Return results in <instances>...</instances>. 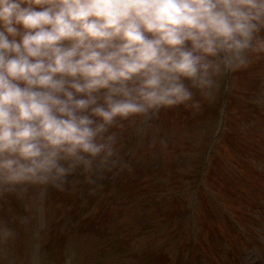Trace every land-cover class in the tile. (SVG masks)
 I'll use <instances>...</instances> for the list:
<instances>
[{
    "label": "clouds",
    "instance_id": "obj_1",
    "mask_svg": "<svg viewBox=\"0 0 264 264\" xmlns=\"http://www.w3.org/2000/svg\"><path fill=\"white\" fill-rule=\"evenodd\" d=\"M262 57L264 0H0V200L90 180L129 126L201 110Z\"/></svg>",
    "mask_w": 264,
    "mask_h": 264
},
{
    "label": "rangeland",
    "instance_id": "obj_2",
    "mask_svg": "<svg viewBox=\"0 0 264 264\" xmlns=\"http://www.w3.org/2000/svg\"><path fill=\"white\" fill-rule=\"evenodd\" d=\"M237 73L226 135L213 159L218 175L208 182L214 201L202 208L211 218L202 217L200 229L194 232L184 206L212 133L199 128L208 121L209 103L196 112H161L142 133L146 126H129L118 166L90 180L77 175L64 191H48L42 204L35 193L25 200L13 194L0 200V221L18 232L14 240L0 243V264H65L69 255L72 264H247L264 242L251 238L255 227L264 236V80L261 88L254 84L264 74V57ZM112 167L122 169L115 173ZM241 175L257 186L241 182ZM221 200L233 213L237 204L242 215L244 251L231 219L214 207ZM85 211L92 214L80 220ZM20 216L28 223L21 226Z\"/></svg>",
    "mask_w": 264,
    "mask_h": 264
}]
</instances>
